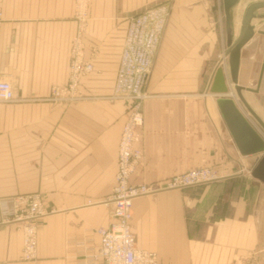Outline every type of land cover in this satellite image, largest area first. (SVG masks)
<instances>
[{
	"label": "crops",
	"instance_id": "0c3cea01",
	"mask_svg": "<svg viewBox=\"0 0 264 264\" xmlns=\"http://www.w3.org/2000/svg\"><path fill=\"white\" fill-rule=\"evenodd\" d=\"M263 1L238 0L231 8L233 40L247 7ZM159 4L170 10L144 88L134 141L140 160L130 183L162 184L205 167L219 177L134 199L135 245L159 264H264V183L250 175L260 155L238 153L208 92L227 50L222 0H82V19L76 0H0V80L17 98L0 103V202L37 194L51 211L38 220L31 261L21 260V232L2 222L0 211V264H90L110 206L87 201L112 192L127 116L125 102L111 99L125 32L131 17ZM251 24L257 26L240 50L237 76L245 89L258 51L256 87L264 53V35L257 33L264 20ZM78 30L93 69L79 82L80 99L52 101L51 89L68 81ZM245 89L241 95L264 125V70L257 92Z\"/></svg>",
	"mask_w": 264,
	"mask_h": 264
},
{
	"label": "built area",
	"instance_id": "2783aa9c",
	"mask_svg": "<svg viewBox=\"0 0 264 264\" xmlns=\"http://www.w3.org/2000/svg\"><path fill=\"white\" fill-rule=\"evenodd\" d=\"M76 17L82 19V0H76ZM169 6L159 4L133 16L128 21L120 61L116 71L111 99L125 102L127 116L118 143V154L114 185L110 196L101 201H87V205L110 206V224L97 229L99 248L88 256V260L102 264H159L156 255L135 245L131 231L132 202L134 199L154 194L159 190H180L187 187L214 182L218 174L211 168H198L174 175L162 184H132L130 177L140 160V151L134 147L142 126L141 103L148 98L145 85L151 71L161 35L169 16ZM1 17V13H0ZM81 31L73 38L69 52L68 81L64 86L51 89L52 101H76L81 98L79 82L93 69L84 59ZM225 75L228 73L227 58L218 64ZM17 101L10 84L0 80V103ZM3 223H11L22 235L21 260L36 258L37 223L51 211L42 206L37 194L19 195L0 202ZM86 262L85 264H87Z\"/></svg>",
	"mask_w": 264,
	"mask_h": 264
},
{
	"label": "water",
	"instance_id": "95a60500",
	"mask_svg": "<svg viewBox=\"0 0 264 264\" xmlns=\"http://www.w3.org/2000/svg\"><path fill=\"white\" fill-rule=\"evenodd\" d=\"M238 0H222V11L224 19V32L227 50L224 52V57L227 58L228 73L224 74L223 69L216 67L209 79L208 92L216 96L215 104L219 114L225 123V126L234 142L238 153L243 156L260 155L257 158L255 165L250 171V175L264 183V138L257 132L255 127L239 110L235 103L236 96L247 112L259 124L264 131V125L260 122L256 114L250 109L245 102L241 91L245 88L238 85L237 76L239 70L240 50L253 37L255 25L251 24L254 19L264 20V14L257 15L256 12L264 9L263 2H255L250 4L241 20V28L239 36L233 40V28L231 24V8ZM264 35V32L258 31ZM264 70V53L260 66L256 87L246 88L249 92H257L262 74Z\"/></svg>",
	"mask_w": 264,
	"mask_h": 264
},
{
	"label": "rangeland",
	"instance_id": "374dc122",
	"mask_svg": "<svg viewBox=\"0 0 264 264\" xmlns=\"http://www.w3.org/2000/svg\"><path fill=\"white\" fill-rule=\"evenodd\" d=\"M242 1H244V0H242ZM261 10H263V9H260V10H258L256 13L258 14L259 13V11H261ZM258 15H261L260 13L258 14ZM258 20V19H257ZM257 26V25H256ZM256 26H255V28H256ZM257 33H258V31H257ZM224 29H223V36H224ZM233 39H234V37H233ZM259 57H260V55H259V53H258V51L255 53V65H254V69H253V78H252V80H251V82H250V87L251 88H253L254 89V87H255V81H256V77H257V73H258V69H259ZM233 97L234 98H236V96H235V94L233 93ZM238 102V104L240 105V108H241V110L242 111H244L245 112V114L247 115V118L255 125V126H257L258 127V125H257V122L252 118V116L247 112V110L244 108V106L239 102V101H237ZM263 132V131H262Z\"/></svg>",
	"mask_w": 264,
	"mask_h": 264
},
{
	"label": "bare ground",
	"instance_id": "6f19581e",
	"mask_svg": "<svg viewBox=\"0 0 264 264\" xmlns=\"http://www.w3.org/2000/svg\"><path fill=\"white\" fill-rule=\"evenodd\" d=\"M237 104V102H235ZM239 108V107H238ZM240 110V109H239ZM241 111V110H240ZM243 114V113H242Z\"/></svg>",
	"mask_w": 264,
	"mask_h": 264
}]
</instances>
